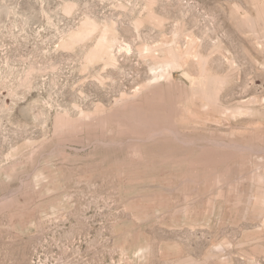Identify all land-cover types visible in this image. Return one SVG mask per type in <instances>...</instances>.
<instances>
[{"label": "rangeland", "instance_id": "rangeland-1", "mask_svg": "<svg viewBox=\"0 0 264 264\" xmlns=\"http://www.w3.org/2000/svg\"><path fill=\"white\" fill-rule=\"evenodd\" d=\"M0 264H264V0H0Z\"/></svg>", "mask_w": 264, "mask_h": 264}]
</instances>
